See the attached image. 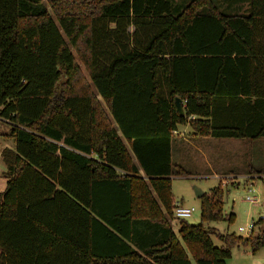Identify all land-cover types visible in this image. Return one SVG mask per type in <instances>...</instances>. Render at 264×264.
I'll list each match as a JSON object with an SVG mask.
<instances>
[{
    "label": "trees",
    "instance_id": "obj_1",
    "mask_svg": "<svg viewBox=\"0 0 264 264\" xmlns=\"http://www.w3.org/2000/svg\"><path fill=\"white\" fill-rule=\"evenodd\" d=\"M45 2L0 0V118L14 139L0 264H225L237 244L263 246L264 226L213 244L205 223L233 216L221 184L175 232L170 176L187 174L172 162L178 124L264 137V0ZM259 151L238 169L261 174Z\"/></svg>",
    "mask_w": 264,
    "mask_h": 264
},
{
    "label": "rangeland",
    "instance_id": "obj_2",
    "mask_svg": "<svg viewBox=\"0 0 264 264\" xmlns=\"http://www.w3.org/2000/svg\"><path fill=\"white\" fill-rule=\"evenodd\" d=\"M45 2V0H43ZM46 3V2H45ZM52 17L54 15L50 11ZM70 49L74 54L75 61L83 77L89 81L88 73L82 62L80 61L75 49ZM101 104L104 106L102 100ZM10 124L0 118V192L5 186V165L2 160L1 151L4 147L14 148V139L9 132ZM188 132L184 134L189 140ZM199 141H172V162L187 174L174 175L171 178V192L174 203H180L186 206H193L195 210L184 219L192 224L200 222V200L195 195L194 188H199L202 192H208L209 189L218 185L219 178L208 173L205 161H210L212 157H218L223 167L218 168L219 172H236L239 167L246 164V159L252 157L256 147L260 150L262 159L260 163L254 166L255 169L262 172L261 174L239 172L238 175L229 176L228 182L221 187L224 190L223 208L226 213L233 214L232 219L227 221L213 220L205 223V226L211 231L210 237L215 246H220L221 242L216 237L218 234L234 232L242 237L248 236L250 233L255 234L264 226V224H256L259 218L264 216V137L257 141H246L240 143L233 141V138H219L206 136ZM124 140V139H123ZM125 142V140H124ZM197 147L198 149H196ZM200 172H206L204 174ZM228 175V174H224ZM233 176V177H232ZM254 196L258 201L252 203L246 199V196ZM264 218V217H263ZM173 230L176 232L178 228L177 220L171 219ZM248 223H254L252 232L246 233L240 231L239 226H245ZM231 254L225 259V264H264V245L257 250L252 251L249 244H237L231 248Z\"/></svg>",
    "mask_w": 264,
    "mask_h": 264
},
{
    "label": "crops",
    "instance_id": "obj_3",
    "mask_svg": "<svg viewBox=\"0 0 264 264\" xmlns=\"http://www.w3.org/2000/svg\"><path fill=\"white\" fill-rule=\"evenodd\" d=\"M185 105H182V108H184ZM186 132H188V137L190 136V142L189 140L186 138V136L184 134H186ZM173 138L176 139V142L179 141H184V142H189L191 143V141H199V140H203L202 138H206V137H201L199 135H196L192 132L190 126L188 125V123L186 124H178L176 126V129L173 130ZM233 141H238L240 143H244L246 142L245 139H239V138H233L231 139ZM196 149H198L197 147H195ZM205 165L207 168L204 169V171H206V169L209 171L208 173H211L213 175H215L217 178L218 177H223L224 174H228V175H238L240 176L239 174H237V172H229V173H224V172H219V169L220 167H223L222 165V162H220V160L217 158L215 159V157H212V159L210 161H205ZM238 172H244L242 170L238 171ZM202 174L206 173V172H200ZM142 174V172H141ZM143 175V174H142ZM249 175V174H248ZM174 175L170 176L171 178L173 177ZM218 184H220V182H218Z\"/></svg>",
    "mask_w": 264,
    "mask_h": 264
},
{
    "label": "built area",
    "instance_id": "obj_4",
    "mask_svg": "<svg viewBox=\"0 0 264 264\" xmlns=\"http://www.w3.org/2000/svg\"><path fill=\"white\" fill-rule=\"evenodd\" d=\"M189 117L193 118L194 114H190ZM229 176H231V175H224L223 177H218L220 184L225 185L228 182L227 178ZM246 199L252 203H255L258 201V198L254 197V196H250V195H247ZM194 210H195V208L193 206H186V205H182L180 203L175 202L173 205V208H172V214H173L174 218H184V217L189 216ZM253 227H254V223H248L245 226H239V230L245 231L246 233H250L252 231Z\"/></svg>",
    "mask_w": 264,
    "mask_h": 264
},
{
    "label": "water",
    "instance_id": "obj_5",
    "mask_svg": "<svg viewBox=\"0 0 264 264\" xmlns=\"http://www.w3.org/2000/svg\"><path fill=\"white\" fill-rule=\"evenodd\" d=\"M175 106H176V109L178 110L179 114H181L183 112V108H182V102H181V98L180 97H175ZM194 191H195V195L197 197H200L201 194L203 193L199 188L195 187L194 188Z\"/></svg>",
    "mask_w": 264,
    "mask_h": 264
}]
</instances>
